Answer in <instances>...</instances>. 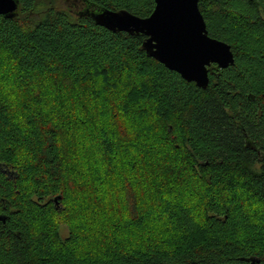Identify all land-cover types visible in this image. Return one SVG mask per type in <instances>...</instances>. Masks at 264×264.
<instances>
[{
  "label": "trees",
  "instance_id": "trees-1",
  "mask_svg": "<svg viewBox=\"0 0 264 264\" xmlns=\"http://www.w3.org/2000/svg\"><path fill=\"white\" fill-rule=\"evenodd\" d=\"M19 1L14 18L0 14V264H264L261 9L237 17V0H199L210 33L235 56L200 88L148 56L143 34L111 31L65 0ZM85 1L140 17L155 8V0ZM33 75L56 89L65 124L47 111L49 89ZM176 156L200 184L196 208L156 199L189 195L161 162L181 169ZM145 202H158L152 214ZM67 209L77 228L87 225L84 236L72 227L62 239L52 219ZM201 226L206 236L184 242ZM127 227L183 236L135 246Z\"/></svg>",
  "mask_w": 264,
  "mask_h": 264
},
{
  "label": "water",
  "instance_id": "water-1",
  "mask_svg": "<svg viewBox=\"0 0 264 264\" xmlns=\"http://www.w3.org/2000/svg\"><path fill=\"white\" fill-rule=\"evenodd\" d=\"M65 5L82 6L80 13L90 16L96 24L106 27L114 32H127L131 35L143 34L146 36L143 42V48L147 55L163 63L168 69L179 73L186 81L195 82L200 88H206L210 82L209 66L215 63L219 68H227L235 63V56L230 44L225 41L212 38L208 34L205 18L199 8V0H155V8L151 15L140 17L125 9L111 10L105 7L87 3L85 0H65ZM20 10L19 0H0V14L14 18ZM169 14L173 16H184L194 18L196 27L201 36H205L212 40L223 55L217 59L202 63L192 75L188 67L177 59L175 56L168 55L158 46V41L152 38L151 33L147 30L150 22L159 18V15ZM113 17H121L127 23L123 27L115 28L108 23ZM58 198H61L59 196ZM56 197L55 202L59 200ZM6 215L0 214V220L6 221ZM252 262L259 261L257 258H251Z\"/></svg>",
  "mask_w": 264,
  "mask_h": 264
},
{
  "label": "rangeland",
  "instance_id": "rangeland-1",
  "mask_svg": "<svg viewBox=\"0 0 264 264\" xmlns=\"http://www.w3.org/2000/svg\"><path fill=\"white\" fill-rule=\"evenodd\" d=\"M257 6H258V8H256ZM71 7H73V6H71ZM75 7L79 8L77 6H75ZM235 9H237L236 10L237 11V14H236L237 17L241 16L240 14H243V15L246 14L250 18L256 17V14H258V9H261V11H262V13L264 15V0H256V2L254 3V6L246 3L245 0L243 2H241V0H237ZM237 40L238 39H236V41ZM29 80L31 82H33L35 85H37V88L40 89V90H44L46 88L49 89V91L47 93H45V92L43 93V97L45 99V102H44L45 106H46L47 100L49 99V103L46 106L47 111H50L51 109H54L53 112L55 114V118L60 119V121L64 120L66 117L68 119L69 116H68V114L65 113V110H66L65 107H63V109H62V107L60 105L62 101H59L58 98H56V96H53L54 94H52V93H55V91H56L54 86H51V85L49 86V82L47 80H45V78L41 79L37 75L31 76L29 78ZM40 82H42V83H40ZM22 93H19V94H22ZM9 94H14V96H16L18 94V92L12 91ZM9 98L12 99L11 96ZM11 104H12V107L13 106L16 107L17 103H14V100H13V102ZM56 108H59V111H57ZM62 122L65 124V121H62ZM174 161L177 162V165H179V167H181V165H182L181 169L178 168V167L174 168L173 164H171L168 161H166L165 158H163L161 160V162H163L167 166V169L169 170V172L172 175L175 174L177 176V178L180 179L179 187H178V188H180V192L181 193L188 192L189 195L186 196V197L184 196L185 198L184 197H180L179 198L178 197L179 195L176 194L175 195L176 199L172 198L173 201H171V202H168V201H164L163 202L159 198H156V199L159 201V203L162 204L163 208H165V209H167L168 207H171V205H174V203H181V201H182V203H185L184 205H186V206L190 205L191 207L196 208V203L195 202L199 201V200H197L198 195H195V194L200 191V189H199L200 188V184H199V182L196 181L197 179H195V176L190 171H188L187 169H186L185 172L181 171L183 168H186V165H185V163L181 162L180 157H178V156L174 157ZM159 163L160 162H155V166H156L155 170H157L158 173L163 171V169H161L160 166L164 165V164H161V163L159 164ZM159 177H161V176H159ZM160 181H162V183L164 185L168 183L167 180H165V179H160ZM145 184H146V186L148 185L146 182H145ZM86 192H87V194H89V191H86ZM148 203H150V202H145L144 203L145 207H146V208H144V210L147 212V214H149V213L152 214L154 212V210L156 209V205L158 204V202L155 203L156 204L155 207L149 206ZM84 206L88 207V204H85ZM81 210H83V212H84V209H81ZM159 212H162V208L159 209ZM70 215H71L70 210L67 209L61 215L60 214L54 215V218L52 219V220H54L55 224L58 226V229L60 230V234H61L62 239H67V237L70 236L71 231H73V228H75L76 231H80L79 232L80 236H84L85 232H86L85 227L88 228L86 224H84L85 227H83L81 229L77 228V226H75L77 222L74 220L73 215H71V216ZM164 215H165L164 213L160 214L159 215L160 219H162L164 217ZM79 217L82 218L83 215H79ZM153 217L154 216H152V218ZM152 218L150 217V218H147V219H149L148 221H151ZM80 221H82V219H80ZM128 226L136 228L135 226L131 225L130 223H129ZM152 232H154L153 228L147 229V230H144V228H143L140 231H138V230H134L132 228H128L127 227V232L126 233H127L128 236L129 235H132L133 237L135 236V238H134L135 240H134V243H133V245H135V246H137V245L147 246L149 243L150 244L153 243L151 239H156L161 245L162 244L164 245L165 243H167V241L171 240V242H172V241H174L176 239H181L182 236H183V235H181L180 237L176 236V238H175L174 235L172 234V236L169 235V237H168L169 239H167L165 241V238H160L159 239V237H157V236L154 237V235H156V234L152 233ZM158 234H162V232H159ZM202 235L206 236L207 232L204 230V227L201 226L200 231H198L197 233L196 232L195 233H190V235L183 236L184 237V242L188 238H191V237L197 238V237H200ZM125 238H123L122 240H125ZM130 238L132 239V237H130ZM81 240L78 242V245H77V249L78 250L77 251L80 252V253H83L84 252L83 248H85L86 242L83 241V240L81 241ZM117 241H121V240L117 239L115 242L117 243ZM132 242H131V240H129L127 243L120 242V247L123 248V250H124V248L126 246L131 245ZM103 244L105 246V242H103ZM92 249H93V247H92ZM95 252H97V250Z\"/></svg>",
  "mask_w": 264,
  "mask_h": 264
},
{
  "label": "snow or ice",
  "instance_id": "snow-or-ice-1",
  "mask_svg": "<svg viewBox=\"0 0 264 264\" xmlns=\"http://www.w3.org/2000/svg\"><path fill=\"white\" fill-rule=\"evenodd\" d=\"M108 23L119 28L125 26L127 21L121 17H113ZM147 30L158 41V46L166 54L183 62L192 75H195L202 63L223 55L211 39L199 34L194 18L159 15L158 19L150 22Z\"/></svg>",
  "mask_w": 264,
  "mask_h": 264
},
{
  "label": "flooded vegetation",
  "instance_id": "flooded-vegetation-1",
  "mask_svg": "<svg viewBox=\"0 0 264 264\" xmlns=\"http://www.w3.org/2000/svg\"><path fill=\"white\" fill-rule=\"evenodd\" d=\"M202 12V14H203V16H204V18H205V21H206V24H207V30H208V34H209V36L210 37H212V38H216V39H218V40H222V39H220L219 37H215V35L214 34H211L210 33V27H211V25H210V23H209V21L207 20V16H206V14H205V12L204 11H201ZM222 41H225V40H222ZM225 42H227V41H225ZM228 43V42H227ZM230 44V43H229ZM231 45V44H230ZM233 50V49H232ZM217 68H219V66L217 65V64H215V63H213V64H211V66H209V75L210 74H214V73H216V69Z\"/></svg>",
  "mask_w": 264,
  "mask_h": 264
}]
</instances>
